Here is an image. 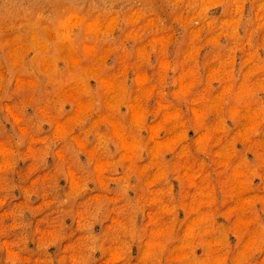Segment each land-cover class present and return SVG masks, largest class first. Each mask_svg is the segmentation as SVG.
Here are the masks:
<instances>
[{"label": "rangeland", "instance_id": "rangeland-1", "mask_svg": "<svg viewBox=\"0 0 264 264\" xmlns=\"http://www.w3.org/2000/svg\"><path fill=\"white\" fill-rule=\"evenodd\" d=\"M0 264H264V0H0Z\"/></svg>", "mask_w": 264, "mask_h": 264}]
</instances>
